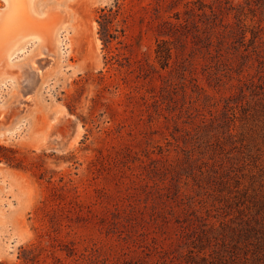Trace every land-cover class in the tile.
Returning a JSON list of instances; mask_svg holds the SVG:
<instances>
[{"label": "rangeland", "instance_id": "1", "mask_svg": "<svg viewBox=\"0 0 264 264\" xmlns=\"http://www.w3.org/2000/svg\"><path fill=\"white\" fill-rule=\"evenodd\" d=\"M20 1L0 31V264H264V0ZM164 20L188 36L167 67Z\"/></svg>", "mask_w": 264, "mask_h": 264}, {"label": "trees", "instance_id": "2", "mask_svg": "<svg viewBox=\"0 0 264 264\" xmlns=\"http://www.w3.org/2000/svg\"><path fill=\"white\" fill-rule=\"evenodd\" d=\"M110 9L108 11H104V9H100L99 18L102 20L100 24V38L103 42H109L114 36L111 33L110 28V16H111ZM196 27V26H194ZM186 24L182 23H172L170 21L164 20L161 21L157 27L156 32L162 38L156 42L155 53L160 62L161 67L169 66L172 57V49H176L175 46H172V42H176L178 44V48L182 47L187 42V32L185 30ZM166 37V39L164 38ZM209 39V38H207ZM206 45H210V42H207ZM14 150L9 147H5L0 145V161H4L6 163H12L15 161ZM189 226L193 225L190 220H187ZM205 224L202 223L201 226ZM201 232L204 234V230L202 229ZM200 241V237L196 236L191 240V244L193 248L195 247V241ZM201 242V241H200ZM201 249V248H200ZM189 257L188 260L185 261L186 264H228L229 261L226 256L222 254H200L201 251H197L196 253L192 250H189Z\"/></svg>", "mask_w": 264, "mask_h": 264}, {"label": "bare ground", "instance_id": "3", "mask_svg": "<svg viewBox=\"0 0 264 264\" xmlns=\"http://www.w3.org/2000/svg\"><path fill=\"white\" fill-rule=\"evenodd\" d=\"M4 1H5V6L0 9V31L2 32L10 29V26L13 24L14 20L19 17L18 16L19 12L22 11L21 10L22 4L20 0H4ZM9 50L10 47L9 48L7 47V55L9 54Z\"/></svg>", "mask_w": 264, "mask_h": 264}]
</instances>
